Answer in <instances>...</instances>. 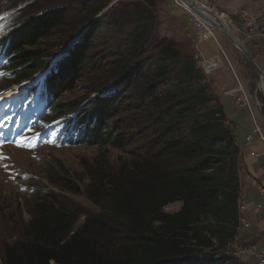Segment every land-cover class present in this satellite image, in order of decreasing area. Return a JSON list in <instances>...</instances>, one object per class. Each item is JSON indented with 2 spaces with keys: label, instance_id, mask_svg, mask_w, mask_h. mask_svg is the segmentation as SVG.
I'll return each mask as SVG.
<instances>
[{
  "label": "trees",
  "instance_id": "16d2710c",
  "mask_svg": "<svg viewBox=\"0 0 264 264\" xmlns=\"http://www.w3.org/2000/svg\"><path fill=\"white\" fill-rule=\"evenodd\" d=\"M151 5L152 0L124 3L127 59L118 74H128L129 102L114 99V90L73 113L67 111L78 107L75 101L55 102L58 91L68 93L87 80L85 46L70 52L68 60L45 74L42 87L32 89L44 93L46 124L55 122L51 128H58L60 144L126 154L114 165L82 166L91 203L100 212L105 210L102 196L113 205L111 223L92 214L78 224L76 210L48 192L35 199L24 236L3 247L0 264H241L234 256H222L240 225L239 147L194 59L180 53L172 40L153 35ZM65 23L60 13L32 14L0 36L13 77L6 85L31 80L46 69L48 57L39 48ZM125 104L127 121L119 126L112 121L113 111ZM59 185L78 193L66 178L59 177ZM173 203L180 209L165 212ZM120 231L126 234L121 241Z\"/></svg>",
  "mask_w": 264,
  "mask_h": 264
},
{
  "label": "rangeland",
  "instance_id": "374dc122",
  "mask_svg": "<svg viewBox=\"0 0 264 264\" xmlns=\"http://www.w3.org/2000/svg\"><path fill=\"white\" fill-rule=\"evenodd\" d=\"M128 1L137 0H0V36L27 15L49 14V12L62 14L66 18L65 25L43 41L39 48L40 52L48 57L46 69L34 74V79L29 84L41 80L58 63L68 60L70 52L85 46L89 56L86 67L87 80L78 83L68 93L58 91L55 102L67 104L75 101L78 107L67 111L73 113L78 108L87 109L89 104H96V100L102 97L112 96L114 90L117 95L113 98H121V101L127 103L129 102L128 74L119 78L118 66L127 59L124 3ZM172 1L174 0H152L151 10L156 16L153 35L159 40H172L180 53L192 57L195 63L198 62L196 67L202 76L204 73L209 74L205 61L201 64L196 57L195 46L201 43L196 40V36L189 34V23L188 26L181 21L179 12L176 13L172 7ZM103 5L105 7L95 17H88L94 8ZM209 6L234 37L239 42L245 43L243 33L235 31L234 21L219 14L220 9L216 4L210 3ZM214 33L217 41V43L212 42L215 57L221 59L223 68L233 78L229 90L236 91L235 97L240 95L239 91L245 92L255 115V121L264 134V94L258 88V77L244 55L229 43L225 35L217 29ZM245 48L259 69L264 71L262 55L264 43H259L256 51H251L249 45H245ZM65 51L68 53L66 54ZM117 53L120 58H116ZM112 76L113 78L104 84V80ZM204 77L212 91V79L210 76L204 75ZM100 83L102 84L98 85ZM29 84L16 83L10 86L11 84L6 85L5 81L0 79V96H4L1 102L4 105L0 113V255L5 245L12 244L24 236L25 227L35 212V199L48 192L61 195L63 201L76 210L78 224L84 216L88 217L92 214L108 217L106 221L111 223L113 218H110V212L113 205L105 202L104 196L101 197V204L105 208L103 212L91 203L87 195L89 181L82 166L84 163L90 166L114 165L126 159V154L107 147L83 145L65 147L49 140L38 141L37 137L41 130L38 125L16 129V118L21 104L8 109L6 102L12 97H20L24 87ZM7 86L10 88L5 89ZM91 87L97 88L90 92ZM122 108L128 109L125 104L113 111L115 116L112 121H116L119 126H123L127 121L126 112ZM84 112L85 110L80 114L81 117ZM27 114L32 116L30 111ZM126 134L127 137L131 136L130 131ZM126 150L129 152L131 145ZM59 177L73 182L79 189L78 193L61 188ZM180 207L179 203L170 204L168 213L176 212ZM125 235L120 231L119 240H123ZM112 241L120 242L117 238H112ZM222 256L236 257L234 249L230 246L227 247V251L222 252ZM216 258L217 256L212 257L211 260Z\"/></svg>",
  "mask_w": 264,
  "mask_h": 264
},
{
  "label": "crops",
  "instance_id": "0c3cea01",
  "mask_svg": "<svg viewBox=\"0 0 264 264\" xmlns=\"http://www.w3.org/2000/svg\"><path fill=\"white\" fill-rule=\"evenodd\" d=\"M212 3L220 9L219 14L234 21L235 29L240 25V11H245L251 20L259 18L264 12V0H212ZM172 7L176 13L179 12L181 21L188 25V19L181 13L179 2L172 1ZM189 28V34L195 36L192 28L190 26ZM195 50L199 63L202 64L205 61L209 68L207 71L209 74L203 73L210 76L213 81L211 90L224 109L226 125L239 147L238 213L240 225L236 236L228 246L234 249L236 258L241 264H257L255 253L264 255V198L259 195V191L264 188V158H255L254 155L264 153V143H261L257 136H254L250 142L245 141V136L251 132L252 120L248 111L236 104L234 94L225 93L231 89L233 78L223 68L221 59L215 57L212 42L197 44ZM258 204L262 207L257 211L255 208ZM240 207H244V211L239 212Z\"/></svg>",
  "mask_w": 264,
  "mask_h": 264
},
{
  "label": "built area",
  "instance_id": "2783aa9c",
  "mask_svg": "<svg viewBox=\"0 0 264 264\" xmlns=\"http://www.w3.org/2000/svg\"><path fill=\"white\" fill-rule=\"evenodd\" d=\"M180 6H181V13L185 15L188 19V22L193 30V33L195 34L197 40L199 43L202 42H213L217 43L216 36H215V29L202 17L199 16L196 12L191 10L190 7H188L184 2H181L178 0ZM192 6H195L197 8H205L211 11L213 10L210 8L209 4L212 3V0H189ZM239 19L240 25L238 28L235 29L237 33H243L244 39H245V45H249V49L251 51H256L259 43H264V12L259 16V18L255 20H251L248 18L247 13L245 11L239 12ZM264 57V49L262 53ZM240 95L238 97H235L236 104L242 109H246L249 113V116L252 120L251 125V132L245 136V141L250 142L254 136H257L258 140L262 143H264V134L261 131L260 127H258L256 121H255V115L253 113V110L250 108L249 100L247 98V95L243 90L239 91ZM226 94H234L236 91H225ZM255 158H264V153H259L254 155ZM260 197L264 198V188L259 191ZM261 205L258 204L256 206V210L261 209ZM169 206L164 209L165 212H168ZM244 211V207L239 208V212ZM236 255V253H235ZM256 261H258L257 264H264V255L260 253H255Z\"/></svg>",
  "mask_w": 264,
  "mask_h": 264
},
{
  "label": "water",
  "instance_id": "95a60500",
  "mask_svg": "<svg viewBox=\"0 0 264 264\" xmlns=\"http://www.w3.org/2000/svg\"><path fill=\"white\" fill-rule=\"evenodd\" d=\"M181 2H184L188 7L191 8V10H193L194 12H196L199 16H202L215 30H219L221 33H223L225 35V37L227 38V40L229 41V43L240 53H242L247 61V63L249 64V66L251 67L252 70L255 71L259 83L264 80V71L259 69V67L257 66V64L255 63V61L252 59V57L250 56L249 51L246 50L244 44L242 42H239L234 35L231 33V31L229 30V28L226 26V24L223 21H219L217 18V15L212 13L211 11L205 9V8H197L195 6H192L191 3L189 2V0H180ZM207 17H210V19L213 20V22L216 24V26L213 25V23H211Z\"/></svg>",
  "mask_w": 264,
  "mask_h": 264
},
{
  "label": "clouds",
  "instance_id": "9594fccd",
  "mask_svg": "<svg viewBox=\"0 0 264 264\" xmlns=\"http://www.w3.org/2000/svg\"><path fill=\"white\" fill-rule=\"evenodd\" d=\"M35 75H36V74H35ZM33 77H34V76H33ZM33 77L31 78V80L23 81V82H20V83H17V84L30 83V82L33 81V79H34ZM43 78H44V80H45L46 76H44ZM44 80H43V81H44ZM5 82H6V81H5ZM13 84H16V83H13ZM43 84H44V82L42 83V85H43ZM11 86H12V85H11ZM5 88H10V87H5ZM48 113H49V112H48ZM48 117H49V114H44L43 117L40 118V120H42V121L45 123L44 130H41V131H45V132H46L47 128H48L49 126L52 125L53 122H52L49 126L46 124ZM57 120H58V119H57ZM46 126H48V127H46ZM71 146H74V145H71ZM71 146H66V147H71Z\"/></svg>",
  "mask_w": 264,
  "mask_h": 264
},
{
  "label": "bare ground",
  "instance_id": "6f19581e",
  "mask_svg": "<svg viewBox=\"0 0 264 264\" xmlns=\"http://www.w3.org/2000/svg\"><path fill=\"white\" fill-rule=\"evenodd\" d=\"M208 10V9H207ZM218 18V17H217ZM207 19L211 22V23H213V25L214 26H216V24L213 22V20L212 19H210V17H207ZM218 20L220 21V18H218ZM258 88L260 89V90H262V92H263V94H264V80H262L260 83H258ZM14 90H15V88H14ZM16 155V154H15Z\"/></svg>",
  "mask_w": 264,
  "mask_h": 264
}]
</instances>
